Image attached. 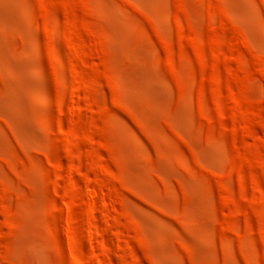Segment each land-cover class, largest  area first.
I'll return each mask as SVG.
<instances>
[{
    "label": "rangeland",
    "instance_id": "rangeland-1",
    "mask_svg": "<svg viewBox=\"0 0 264 264\" xmlns=\"http://www.w3.org/2000/svg\"><path fill=\"white\" fill-rule=\"evenodd\" d=\"M0 264H264V0H0Z\"/></svg>",
    "mask_w": 264,
    "mask_h": 264
}]
</instances>
